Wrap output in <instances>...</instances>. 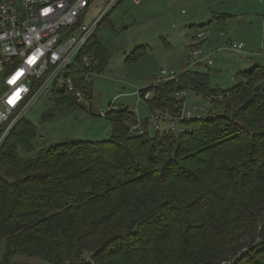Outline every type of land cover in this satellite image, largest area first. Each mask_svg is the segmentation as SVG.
Returning a JSON list of instances; mask_svg holds the SVG:
<instances>
[{
	"label": "trees",
	"instance_id": "obj_1",
	"mask_svg": "<svg viewBox=\"0 0 264 264\" xmlns=\"http://www.w3.org/2000/svg\"><path fill=\"white\" fill-rule=\"evenodd\" d=\"M99 51L94 35L83 52ZM71 74L92 98L84 69ZM209 80L190 69L139 89L153 93L150 111L185 89L211 101L178 132L133 133L134 112L119 108L105 115L109 138L29 155L36 127L22 118L0 147V264H264V63L228 89Z\"/></svg>",
	"mask_w": 264,
	"mask_h": 264
},
{
	"label": "rangeland",
	"instance_id": "obj_2",
	"mask_svg": "<svg viewBox=\"0 0 264 264\" xmlns=\"http://www.w3.org/2000/svg\"><path fill=\"white\" fill-rule=\"evenodd\" d=\"M95 14L96 9L89 11L85 22ZM200 31L202 37L198 39L196 33ZM220 31L222 35H219ZM239 34L246 38L239 40L236 37ZM209 35H212L208 39L214 51L212 64L204 65L202 62L191 66L190 58L198 43L204 52L208 50L205 41ZM96 38L107 53L99 51L95 56L99 59L100 71L93 70L92 74H87L92 98L84 96L81 103L75 101L76 104L68 105L56 103L57 92L54 90L48 89L41 95L25 115V119L36 127L29 155H36L38 149L63 140L99 141L109 138L111 122L100 112H108L111 105L134 110L141 120L149 117L155 109L150 111L137 92L151 83L165 81L159 79L161 69L176 73H181L186 67L200 69L209 73L210 85L231 88L244 70L241 68L237 72L233 68L232 59L240 58L237 56L239 51H221L220 44L225 40L243 42L244 51L252 45L258 50L256 60L264 63V50L261 49L264 0H141L138 4L124 0L100 24ZM227 63L231 66L225 67ZM179 98L183 99L188 110L200 106L210 113L212 109L209 99L191 89H185ZM167 106L160 109L171 110L172 107ZM46 111L51 116L43 119ZM184 127L177 123L175 132ZM164 128L165 125L161 126L160 131ZM148 129L154 136L152 125ZM233 196H237L242 204V196ZM3 249L4 243L0 241V258ZM28 263L41 264L37 260Z\"/></svg>",
	"mask_w": 264,
	"mask_h": 264
},
{
	"label": "built area",
	"instance_id": "obj_3",
	"mask_svg": "<svg viewBox=\"0 0 264 264\" xmlns=\"http://www.w3.org/2000/svg\"><path fill=\"white\" fill-rule=\"evenodd\" d=\"M124 0H0V147L17 125L25 118L34 102L48 89L65 90L72 94L77 103L84 95L73 80V69H84V80L87 74L93 73L99 59L83 52L100 24L110 12ZM138 4L141 0H130ZM96 9V14L88 18V12ZM202 32L196 33L201 38ZM243 42L225 40L220 44L221 50L241 51ZM264 50V41L261 42ZM213 49L204 52L200 47L192 52L191 66L202 60L212 64ZM191 68L186 67L182 72ZM180 73L161 69L159 79L175 80ZM155 83V82H154ZM182 92L176 93V98ZM138 97L147 102L154 98L148 91L139 93ZM119 108L111 105L106 115ZM134 112V110H131ZM204 107L193 106L188 110L184 101L175 102L171 110L155 109L147 117V125L135 114V121L129 122V130L144 134L149 125L160 130L176 131V124L192 117L208 114ZM223 261L222 264H227ZM71 264V263H65Z\"/></svg>",
	"mask_w": 264,
	"mask_h": 264
},
{
	"label": "crops",
	"instance_id": "obj_4",
	"mask_svg": "<svg viewBox=\"0 0 264 264\" xmlns=\"http://www.w3.org/2000/svg\"><path fill=\"white\" fill-rule=\"evenodd\" d=\"M223 18H225V17H223ZM223 18H221V19H223ZM210 24V23H209ZM208 25V24H207ZM192 26V25H191ZM210 27V26H209ZM208 27V28H209ZM201 32V31H200ZM223 34V32L222 31H220V33H219V35H222ZM212 35H209L208 37H207V40L205 41L206 42V46L208 47V48H211V46H213V44H211L210 43V40L208 39L209 37H211ZM236 37L239 39V40H242V39H244V38H246V36H244V35H236ZM213 38V37H212ZM262 38V37H261ZM214 39H216V38H214ZM199 44V43H198ZM198 44H197V46H198ZM199 47V46H198ZM206 47V48H207ZM250 49H247L246 48V50L244 51H239V52H242V53H239L238 51H235V50H221L220 48V50L221 51H226V52H238V55L237 56H239L240 58H238L237 60L234 58V59H232V61L234 62V65H233V68L238 72V71H240V69L242 68L243 70H246L247 68L249 69V68H251V67H253V66H256V65H258V64H260L261 62H259L258 60H256V57L258 56L257 54H256V52L258 51V50H256L252 45L249 47ZM212 49V48H211ZM107 50V49H106ZM247 53H250V54H247ZM241 55H244L243 57L241 56ZM247 56H252L253 58H251V57H247ZM242 57V58H241ZM202 62H204V60H202L199 64H203ZM204 65H207L205 62H204ZM231 65H228V63L226 64V66L225 67H230ZM194 70V69H193ZM196 70H199V71H202V70H200V69H196ZM206 72V71H205ZM209 74V73H208ZM218 87V86H217Z\"/></svg>",
	"mask_w": 264,
	"mask_h": 264
}]
</instances>
